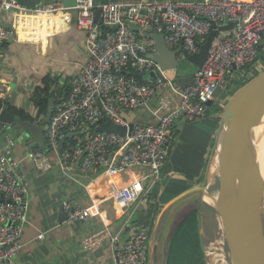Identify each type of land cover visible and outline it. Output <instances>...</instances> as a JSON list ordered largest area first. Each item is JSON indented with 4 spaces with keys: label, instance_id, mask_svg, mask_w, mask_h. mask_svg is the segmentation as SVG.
<instances>
[{
    "label": "built area",
    "instance_id": "obj_1",
    "mask_svg": "<svg viewBox=\"0 0 264 264\" xmlns=\"http://www.w3.org/2000/svg\"><path fill=\"white\" fill-rule=\"evenodd\" d=\"M34 11L20 0H0V92L5 43L16 35L1 14L18 12L23 17L33 13L37 21L40 15H73L77 28L85 31L87 57L72 78L67 97L54 106L44 137L48 151L31 147L27 157L38 171L47 172L57 165L71 178L87 177L94 171L120 175L139 169L136 181L112 192L124 217L120 231L127 238L122 241L119 234L112 235L111 244L115 264H147L150 232L136 224L130 210L148 203L161 180L176 138L175 124L208 118L212 106L208 102L217 88L223 91L220 102L224 108L238 73L253 63L262 41L264 48V0H77L73 8L59 1ZM231 22L232 29L219 28ZM214 29L217 33L209 57L187 87L153 60L157 48L142 34L147 30L162 34L170 50L179 49L180 65L200 51ZM156 69L162 76L153 78L150 73ZM162 90L155 106L154 97ZM125 110L128 115L136 111L135 118H141L133 127L122 114ZM142 110L154 120L146 121L140 115ZM108 118L126 132L98 131ZM70 134L73 136L60 150L61 139ZM4 136L0 144V264H19L16 257L24 248L22 236L29 221L28 186L20 173L23 159L14 157L15 139L9 133ZM92 215L91 206H76L66 220L74 223ZM100 234L86 239L85 246L96 243ZM39 237L44 239L45 234Z\"/></svg>",
    "mask_w": 264,
    "mask_h": 264
},
{
    "label": "crops",
    "instance_id": "obj_2",
    "mask_svg": "<svg viewBox=\"0 0 264 264\" xmlns=\"http://www.w3.org/2000/svg\"><path fill=\"white\" fill-rule=\"evenodd\" d=\"M24 1L30 5L31 12H35L34 9L49 3V1L44 3L42 0ZM55 15L60 16L58 19L60 30L47 34L42 29L41 20L38 18L40 21H37L36 14L27 13L23 17L19 16L18 12L10 15L1 14L6 26L14 28L16 33L22 31L20 38H16L10 44L7 42L6 51L12 50L10 55L16 56H19L22 51V56L20 55L19 61L15 63L14 57H10L6 52L2 68L4 86H1L3 91L0 92V99L8 100L28 112V79L35 76V72L29 71V66L32 65L28 61V40L30 38L35 37L36 40H40L41 45L49 43L50 47V38L57 35L55 39H61L59 42L63 44L62 57H69L74 68L69 79H63L62 84H65L66 81L68 85L70 84L71 81L68 80L72 79L87 57L86 41L84 35L79 34L82 31L77 28L73 15ZM39 43L36 45H40ZM37 66L38 85H42V80L48 72L40 65ZM255 74L253 71L247 76L244 75V79H238L236 90L239 91L245 87L250 82L249 77L255 79ZM258 74L256 75L259 76ZM163 92L162 90L159 95L154 97L155 106ZM18 100L20 101L18 102ZM220 101L215 106L217 108L215 112L211 113L209 110L208 118L189 125L184 120L175 124L176 138L171 145L169 158L162 169L161 180L156 184L157 187H154L155 191L152 189L149 202L139 203L136 205V209L133 208L139 215V220H134L136 224L146 227L150 232L147 264H180L185 261L182 253H174V247L178 234L186 229L185 219L190 210L183 217L181 214L183 212L182 204H185L189 199L180 200L166 207V204L173 198L163 203L162 193L165 195V192L170 190L172 181L192 183V186L202 183L222 118L221 109L223 106ZM37 112L38 108L33 116ZM140 115L146 121L154 120L145 110H142ZM14 133V131L9 132L10 137L14 136ZM14 139V157L23 159L20 163V173L28 186L29 196V221L24 227L22 236L24 248L16 257L17 263L115 264L111 236L119 234V239L123 241L127 238V234L120 231L124 217L113 199L112 192L114 188H121L136 181L141 171L138 169L120 175L102 172L92 173L87 177L76 175L71 178L56 165L47 172H41L27 157L29 149H32L31 146L22 143L18 136ZM4 141L0 144H3ZM192 155L195 156L196 167L188 171L184 168V164ZM62 204L65 205V209L68 208L67 206H91L93 215L83 222L61 221L60 206ZM262 211L264 216V208ZM40 233L45 234L44 239L39 237ZM98 233L101 234L96 243L86 247L84 241ZM180 244L179 242L177 245Z\"/></svg>",
    "mask_w": 264,
    "mask_h": 264
},
{
    "label": "water",
    "instance_id": "obj_3",
    "mask_svg": "<svg viewBox=\"0 0 264 264\" xmlns=\"http://www.w3.org/2000/svg\"><path fill=\"white\" fill-rule=\"evenodd\" d=\"M23 4H28L20 0ZM41 1V0H40ZM61 1L66 7L73 8L77 0H42ZM30 8V5H27ZM32 6V5H31ZM234 23L220 26L222 30L232 29ZM117 28H113L116 30ZM105 33V32H104ZM217 30L214 29L208 35L207 40L201 45L200 51L188 57L193 65L201 68L208 59L210 49L213 44ZM144 37L154 41L157 52L152 55L163 70L171 71L170 76L176 78V81L182 86L187 87L193 84L194 74L177 73L179 62L177 60L178 50H170L162 34L154 30L142 31ZM6 42V41H5ZM263 51L255 58L254 64L260 60L264 61ZM252 63V64H253ZM251 64V65H252ZM150 76L156 78L162 76L161 70L156 69L150 73ZM257 76L250 81L240 92L230 99L222 109V118L217 130L216 138L209 155L205 174L202 183L194 185L183 191L166 204V207L182 200L190 193H199L200 199L197 206V221L199 229L200 244L203 250L205 261H207V251L205 245L204 216L202 208L204 206V195L213 187L216 178L222 181L227 187L226 204H225V226L229 238L234 264H264V236H263V213L262 206L264 202V181L252 151L250 135L256 126L261 124L264 117V77ZM139 80L143 79L142 75H137ZM53 90H51L52 92ZM222 89L217 88L214 93V99L208 102L213 105L216 98L222 96ZM54 111V104L51 103L47 109L45 117L37 124L31 121H20L10 111L5 100L0 99V135H5L14 131L12 138L20 137V141L31 147H41L47 150L45 142V132L48 123ZM122 114L132 121L140 120L136 117L137 113L122 111ZM144 122V120H141ZM7 125V126H5ZM98 131H109L124 134L126 128L115 124L110 118L97 127ZM73 134L65 135L59 144L62 150L65 141L72 137ZM52 157L54 152H50ZM218 204V203H217ZM60 211V220L64 221L70 211L75 207H68L62 204ZM83 222L84 220H80ZM79 222V221H78Z\"/></svg>",
    "mask_w": 264,
    "mask_h": 264
},
{
    "label": "rangeland",
    "instance_id": "obj_4",
    "mask_svg": "<svg viewBox=\"0 0 264 264\" xmlns=\"http://www.w3.org/2000/svg\"><path fill=\"white\" fill-rule=\"evenodd\" d=\"M59 17L60 16H58V15H40L38 17L42 21V29H43L44 33H47V34L48 33H54V32H58L60 30L59 25H58ZM21 32L22 31H18L16 33L15 37L9 41V44L11 42H13L16 38H20ZM84 33H85V31H82L79 34L84 35ZM56 37H57V35H56ZM56 37L50 38L51 47L49 46V43L41 45L39 43L40 40H36L35 37H32L28 40V61H29V63H32V65L29 66V71L31 70L32 72H35L34 77H29L28 88H27L28 110L32 116H33V114H35L36 108H38L35 104L36 99H38V94H37L35 88L37 86H39L38 85V76H37V74L39 72L37 70V67H38L37 65H40V67H43V69H45L46 72L50 73L54 78L57 79V81L59 82V84L56 87L57 91H61V86L64 85V84H62V82L64 81L63 79H69L71 74L74 72V68H73L71 61L69 60V57H67V56L62 57L61 53H62V45L63 44L61 42H59V41H61V39L57 40V39H55ZM36 43H39L40 45L37 46ZM65 45H67V43H65ZM6 52L10 57H14L15 63L17 61H19L20 55L22 56V54H21L22 51L20 52L19 56H16L14 54L10 55V53L13 52L12 50H8ZM257 66H259V67H257ZM20 68H21V66H20ZM255 68L262 69L261 70L262 73H259L258 75H263L262 77H264V61L260 60L258 63H256L254 65L253 68H250L248 66V67L244 68L241 72H239L238 73V79L242 80V77L244 75H246V76L249 75L250 73L255 71L254 70ZM197 71H198L197 66L193 65L189 61H185V62L180 64L177 73L183 72V73L195 74ZM169 75H170V73H169ZM147 76L148 75H146L145 77H147ZM68 81L70 82L71 80H68ZM239 92H240V90L236 93V95ZM223 96H224V94L222 96L216 98L215 103L212 105L213 109L211 110V113H213L217 110V108H215V106L217 105V103L220 100H222ZM19 97L22 98L21 95H19ZM19 101L20 100H18V102ZM36 115H34V116H36ZM262 120H264V118ZM186 124L189 125V124H193V123H186ZM4 138H5L4 135H0V142H3ZM195 167H196V159H195V156L192 155L188 158L187 162L184 164V168L188 171H191ZM217 183H219L218 178H216V180H215V184H217ZM155 188L153 187L154 191H155ZM184 199H189V201H186L185 204H182V206H183V212L181 214L182 217L185 216L189 210H190V212H192L195 208H197L198 201L200 199V194L198 192L197 193H190L189 195L184 197L182 200H184ZM263 208H264V204L262 206V210H263ZM202 211H203V208H202ZM130 212L133 213V220H139V215H138V213H136V211H134L133 208L130 210ZM204 212H205V219H204L205 220V230L211 231V230H213L211 228V226H212L211 220L213 218V214L209 210V208H207V207L204 208ZM203 216H204V214H203ZM262 217H263V236H264V216L262 215ZM203 234H204V230H203ZM212 239L213 238H210L208 241H211Z\"/></svg>",
    "mask_w": 264,
    "mask_h": 264
},
{
    "label": "trees",
    "instance_id": "obj_5",
    "mask_svg": "<svg viewBox=\"0 0 264 264\" xmlns=\"http://www.w3.org/2000/svg\"><path fill=\"white\" fill-rule=\"evenodd\" d=\"M98 2H108L115 0H96ZM98 21V18H97ZM7 45V43H5ZM263 41L260 43V53L262 51ZM254 63L250 65V68L254 67ZM255 73H260L261 70L255 68ZM254 77H257V75ZM245 77L243 76L242 79ZM249 81L254 80L253 77L248 78ZM238 82H235L233 88L230 90L231 99L235 97L238 92L236 89V85ZM59 84L56 78H54L50 73L46 74V76L42 80V85L37 86L36 92L38 94V99H36V106L38 107V112L36 116H32L28 111L24 108L18 107L12 104L10 101L5 100L6 105L9 106L10 111L16 116V118L20 121H31L33 123H39L46 115L47 109L51 103L54 106L62 99L66 98L67 94L70 90L71 83L68 85L67 81L64 85L61 86V91H57L56 87ZM51 90H53L51 92ZM213 109V106H210V110ZM69 142L66 144L68 146ZM37 149L36 147H34ZM92 173H102V172H92ZM91 173V174H92ZM171 186L169 187V191L165 192V195L162 193V202L166 203L172 198L176 197L183 191L192 187V183H179L172 181ZM169 184V185H170ZM164 195V196H163ZM185 228L180 234H178L176 241V246L174 247V253H182L183 260L180 264H206L205 256L200 244L199 237V229H198V221H197V208H195L185 219ZM179 242L181 243L180 245Z\"/></svg>",
    "mask_w": 264,
    "mask_h": 264
},
{
    "label": "bare ground",
    "instance_id": "obj_6",
    "mask_svg": "<svg viewBox=\"0 0 264 264\" xmlns=\"http://www.w3.org/2000/svg\"><path fill=\"white\" fill-rule=\"evenodd\" d=\"M250 142L253 151V157L264 181V120L256 126L250 135ZM227 187L222 181L213 185L211 190L204 195L203 214L205 219L204 208L207 207L213 214L211 228L205 230L204 220V238L207 251L208 264H234L229 238L225 226V204H226ZM218 203V204H217ZM264 204V202H263ZM213 238L211 241H208ZM210 242V243H209Z\"/></svg>",
    "mask_w": 264,
    "mask_h": 264
},
{
    "label": "clouds",
    "instance_id": "obj_7",
    "mask_svg": "<svg viewBox=\"0 0 264 264\" xmlns=\"http://www.w3.org/2000/svg\"><path fill=\"white\" fill-rule=\"evenodd\" d=\"M49 2H56V1H49ZM60 2H61V1H60ZM262 49H263V48H262ZM259 54H260V53H259ZM76 73H77V72H76ZM76 73H75V74H76ZM74 76H75V75H74ZM74 76H72V78H73ZM71 81H72V79H71ZM70 83H71V82H70Z\"/></svg>",
    "mask_w": 264,
    "mask_h": 264
}]
</instances>
